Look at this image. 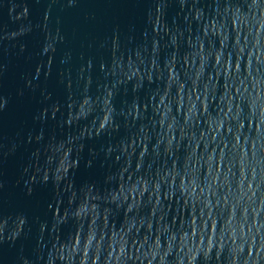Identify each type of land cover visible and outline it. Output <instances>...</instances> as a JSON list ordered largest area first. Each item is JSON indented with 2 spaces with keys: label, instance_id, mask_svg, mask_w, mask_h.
<instances>
[{
  "label": "water",
  "instance_id": "water-1",
  "mask_svg": "<svg viewBox=\"0 0 264 264\" xmlns=\"http://www.w3.org/2000/svg\"><path fill=\"white\" fill-rule=\"evenodd\" d=\"M0 264H264V0H0Z\"/></svg>",
  "mask_w": 264,
  "mask_h": 264
}]
</instances>
